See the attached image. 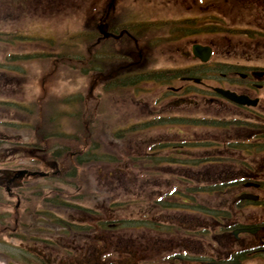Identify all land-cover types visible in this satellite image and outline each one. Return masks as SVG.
<instances>
[{
	"label": "flooded vegetation",
	"instance_id": "flooded-vegetation-1",
	"mask_svg": "<svg viewBox=\"0 0 264 264\" xmlns=\"http://www.w3.org/2000/svg\"><path fill=\"white\" fill-rule=\"evenodd\" d=\"M209 1L189 0L184 15L175 17L173 21L164 17L170 14L161 10V16H152L149 26L152 30L169 28L185 31L189 30V25H195L198 27L195 31H203L205 20L196 15V10L207 7L204 13L214 17L216 0L213 1L212 11L208 10L211 7ZM118 3L117 0H105L102 9L90 7L86 14V23L92 29L85 56L89 99H93L96 106L102 104L104 118L100 122L103 124L107 122L108 111L105 106L108 101L105 103L100 95L116 97L115 102L133 101V106L136 105L138 109L140 93L162 90L159 99L164 103H158L156 97L150 101L148 136H141L137 130V124L140 123L138 113L133 114L132 119L127 118V121H122L113 129L104 131L101 139L92 135L93 131L85 123L89 134L86 140H90L87 147L90 146V149L72 151L71 156L89 157L85 169L89 180L92 175L88 174L91 171L88 161L94 159L95 151L100 148L97 142L101 143L105 148L102 157L108 162L113 160L112 167H106L107 172L110 171L107 173V185L117 195L110 193L108 199L45 200V178L61 173L62 169L56 161L49 162L51 167L47 170L41 168L45 163L41 146L35 147L36 152L29 151L26 154L23 168L26 173L23 177L19 178L17 170L12 168L0 169V187L10 198H15L14 201L0 199V240H18L17 246L23 251L19 262L13 264H264V168L259 171L233 168L219 177L216 174L208 175V180L213 181V184H209L211 188L216 189L221 183L225 189L237 191V199L230 201L228 208L220 214L216 215L215 209L213 213L205 215L200 224L189 225V221L184 222L181 232L178 231V222L171 217L159 218L161 215L157 214L156 201L157 196L175 191L177 193L174 196L185 201L183 211L188 212L187 191L205 188V175L190 178L186 173L199 169H189L187 163L174 165L171 160L174 153L184 159L188 158L189 153L199 154L189 152V143L200 144L205 140L197 131L196 136L189 135L183 115L173 107L198 105L202 99L214 106L244 110L252 117L245 122L261 125L264 138V73L259 74L264 67L249 61L246 65L229 63L224 71L216 70L213 64L212 69L204 72L209 62H200L188 50L182 53L190 59V64L183 62L174 63L173 67L170 66L172 64L161 66L154 55L147 59V64V56L143 59L135 35L126 32L120 25V19L113 18ZM155 5L159 6V3ZM125 37L134 47L127 58L124 50L112 52L109 49ZM150 53L153 54V50ZM113 54L115 56L112 58ZM194 76H199V83L193 80ZM143 84L149 86L143 87ZM213 86L246 95L252 100L257 98L258 103L253 107L239 106L217 93L206 95L205 92H212ZM90 123V126L95 127L93 121ZM124 123L127 124L125 128H131L132 132L124 133ZM136 135L141 142L147 139L148 148H151L147 166L146 162L141 163L140 155L148 151L141 152V149H138L133 165L128 161L125 164V143ZM74 140L78 141L77 138ZM115 146L117 150L114 154ZM246 154L264 159V151L251 150ZM234 155V152L216 151L213 153L216 158L214 164L216 167L224 163L231 164L221 158ZM79 170H75V173ZM42 171H46L44 175L37 174ZM139 179L144 182L141 183L144 188L154 186L156 191L149 190L141 196L137 190L133 198L119 199L120 181L131 180L138 184ZM19 187H22L21 199L19 193L14 191ZM242 193L248 194L246 196L249 199H239ZM163 196L164 199L168 198L166 194ZM0 245L5 243L0 242ZM8 254L0 250V258L5 256L0 260L1 264H12V259L6 258Z\"/></svg>",
	"mask_w": 264,
	"mask_h": 264
},
{
	"label": "rangeland",
	"instance_id": "rangeland-1",
	"mask_svg": "<svg viewBox=\"0 0 264 264\" xmlns=\"http://www.w3.org/2000/svg\"><path fill=\"white\" fill-rule=\"evenodd\" d=\"M0 0V118H3V114L10 115L12 118L17 120L26 119L29 116L26 112H20L19 109L13 105L12 107L3 104L1 101L5 99H12L19 104H25L27 109H33L36 105L35 101L39 96L42 95V102H47V109L51 107L53 110V118L50 119L51 123L49 126L40 129V135L42 133L45 136L44 145L42 147L45 152V159H50V157L56 156L57 148L62 145L63 149H72L74 141L73 136L79 137L80 141L84 140L86 137V128H82L83 133H73L74 129L72 127V121L76 118H80L82 125L85 123L89 125L90 131L93 130V135L101 139L104 135V131H108L119 125L122 121H127V118H132V114H139L141 120H148L149 110L152 99L157 98L158 103H164L159 99L161 91L154 92H143L140 93V105L137 106L131 102H122V100L115 102L116 97L106 98L100 95L101 98L105 99L110 103L106 104V110L108 111L106 124L100 121L104 118L102 115L103 107L100 108L96 106L93 99H88L86 92L88 89L85 75L87 73L88 65L86 64L87 59L85 58L86 46L91 37L88 34V25L86 23V14L88 9L92 6H96L97 9H102L105 4V0ZM214 0H210L209 11H212V4ZM119 2L116 5V9L113 12V18H118L120 20H140L144 23V30H138L135 28V33L139 39V44L142 46L141 53L143 59L146 57L147 64L149 63L147 59L153 57L157 59V63L161 66H166L168 64L171 67L174 63L181 64L187 62L190 64V59L184 57V51H189L192 43L208 44L213 47L212 60L209 63H216V68L219 69L222 63H241L246 65L245 61L249 62L253 59L252 64L264 67V30H261L260 26H264V0H216V15L209 16L205 14V8H199L196 10V15L201 19L205 20V28H211L215 30H210L214 32H193L198 27L195 25H189V30L176 31L167 29H156L152 30L149 28V22L152 20V16L160 13L161 10L170 14L168 17L170 21H173L175 17L184 15L185 6L189 3V0H117ZM159 3V6L155 4ZM21 5V6H20ZM156 9H155V8ZM22 12V13H21ZM211 15V14H210ZM161 16V14H159ZM11 21V22H10ZM124 23H127L125 21ZM199 23V22H197ZM208 23H213L212 25H207ZM19 28L24 30L26 36L30 35L29 38L35 37V41L29 39H20V41H15L17 36L22 35L20 31L11 32L10 34H5L4 31L15 30ZM94 29V28H93ZM222 29V30H219ZM217 30V31H216ZM248 32L249 34L255 35L253 38L247 35L240 34L241 32ZM262 33L261 36L256 35V33ZM38 38V39H37ZM33 39V38H32ZM116 43L114 47L110 46V50L115 52L116 50L126 51L124 43L127 41L126 37ZM54 41L55 45L47 46V44H52ZM74 41L77 43L74 44ZM57 44V45H56ZM58 45L61 47L60 52L57 54L53 53ZM44 46V48L42 47ZM140 47V46H139ZM40 49L42 51H40ZM94 49H98L95 47ZM153 50V54L150 53ZM40 52V53H38ZM31 53H34L31 54ZM126 53V52H125ZM34 56V59L30 62H22L28 59V57ZM73 57L74 59H67L68 57ZM113 54L111 57L113 58ZM56 57L60 61V65H54L51 58ZM77 59V60H75ZM210 67H205L204 72H206ZM226 67H223V70ZM51 69H53L52 74H47ZM221 70V71H223ZM19 74V75H14ZM54 75L48 76L47 82L40 75ZM15 76L11 83H6L5 78ZM206 77V75H204ZM148 87L149 84H143V87ZM163 89V88H162ZM120 97V96H119ZM189 97V96H188ZM200 99V98H199ZM113 100V101H112ZM196 100V98H195ZM198 100V99H197ZM21 101V102H20ZM165 101V100H164ZM199 101V100H198ZM133 102V101H132ZM166 102V101H165ZM73 104V105H72ZM41 105V103H40ZM39 105V106H40ZM75 106L74 113H79L80 117L77 118L72 110ZM69 108V110H66ZM78 108V109H76ZM174 110H178L179 113L183 115V119L188 124V128L191 134L195 131L203 134L206 137H211L214 131L215 124L209 121H216L217 123H222L223 121H238L237 119H249L250 114L244 110H239L231 106H214L209 102L200 99L197 104L182 105L180 107H173ZM260 110V108H258ZM24 114V115H22ZM199 115L200 119L197 120L196 117ZM51 116V117H52ZM84 116V117H83ZM30 117V116H29ZM86 118V120L84 119ZM212 118H216L213 120ZM212 119V120H211ZM93 121L95 127H92L90 122ZM221 121V122H219ZM75 125H78L77 121H73ZM35 124V122H33ZM5 122L0 121V137L5 134L11 135L13 137L11 145L16 147L18 150L30 149L32 145V152H35V147L40 145V142H36V138H31V131L15 128L5 127ZM127 124H123L125 128ZM107 126V127H106ZM127 127V126H126ZM34 129V127H30ZM128 129V128H127ZM124 129V132H132ZM65 132L67 134H65ZM64 133L65 137H60ZM123 133V131H122ZM163 134L161 131L159 132ZM245 132H243L244 134ZM23 135L24 138H20L19 135ZM62 134V135H61ZM220 135V134H219ZM217 135V138L218 136ZM132 143L136 146L139 144L137 135L132 137ZM18 140V141H17ZM28 141L30 143H23V141ZM33 143H36L33 145ZM9 146V142L4 144V141H0V168L8 167L16 170L17 168L25 167V156L22 152L8 155L4 152L5 148ZM135 146L130 144L125 145V155L133 153ZM61 147V146H60ZM68 150V152H69ZM105 149H101L97 156V160L89 161L88 167L91 171L89 180H86L85 169L87 165H78L77 168H81L78 171V175L74 177L76 181L80 182L82 186L70 187L68 183L57 182L55 177L45 178L44 185L46 187L47 181L54 183L57 187L55 193V198L57 200H68V199H108L107 196L111 194H116V192H111L110 186L107 185V170L106 167H112V162H108L102 159V152ZM116 146L113 148L114 154L116 153ZM110 151V150H107ZM207 154V153H206ZM64 160H61L62 163ZM68 161L69 158H68ZM126 164L129 162H127ZM22 162V163H21ZM24 162V163H23ZM84 162V160H82ZM208 163V162H207ZM260 168H264V159L256 158L254 161ZM69 167L70 162H67ZM116 164V162L114 163ZM255 166V165H254ZM205 169L194 167L196 170L193 173L186 172L188 177L196 178L200 175L216 174L219 169L218 167L212 168V166L206 164ZM219 167H222L221 165ZM73 178V179H74ZM129 179V178H128ZM146 179V177H143ZM121 188L119 194L121 196L119 199H131L133 198V193L137 190L140 191V195L143 196L145 193L156 191L152 187H143L144 182H139L134 184L131 180L120 181ZM82 183V184H81ZM85 183L89 186H85ZM140 183V184H139ZM109 186V187H108ZM44 187V188H45ZM22 193L19 189L16 192ZM44 193L48 195L50 191L44 189ZM1 198L10 199L6 194H2ZM199 206L204 207L208 205L214 207L219 203L221 198L214 202V199L210 196H205L203 193H199L198 196ZM14 201V198H13ZM50 201V200H49ZM212 205V206H211ZM132 207L129 208V211ZM160 214L159 217H171L173 221L178 222L180 229H183L184 222L194 220L193 217H200V220L196 221L198 224L201 221V215L184 212L163 209L157 211ZM183 225H182V224ZM191 224V222L189 223ZM181 232V231H180ZM0 242L5 243V245H0V250H5L10 254L19 255L23 254L18 248V240L3 239ZM17 257V256H16ZM1 264V263H0Z\"/></svg>",
	"mask_w": 264,
	"mask_h": 264
},
{
	"label": "trees",
	"instance_id": "trees-1",
	"mask_svg": "<svg viewBox=\"0 0 264 264\" xmlns=\"http://www.w3.org/2000/svg\"><path fill=\"white\" fill-rule=\"evenodd\" d=\"M217 31V30H216ZM248 32L249 31H247L246 30V32L244 31V32H241V31H239V33L240 34H244V35H247L248 37H250V38H253L255 35H252V34H249L248 35ZM256 35H259V36H261L262 35V33H260V32H258V33H256ZM42 96H40L39 97V100H37V101H35V105H36V107L37 108H42V105H44V102H42L43 100H42V98H41ZM40 103H41V105H40ZM14 105V104H13ZM40 105V106H39ZM39 106V107H38ZM18 109H19V111L20 112H22L21 111V107H19V106H16ZM12 109H14V107H12ZM25 110V109H24ZM38 110H39V112H38ZM35 109L34 111H31V114H30V118H29V120H31L32 122H35V124L37 125V123L41 120V119H43V121L45 122V125H44V127H47V124H48V126H49V123H51V121H50V119L51 118H53V116L52 115H50V114H53V110L52 109H49V110H47V111H43L42 109ZM52 116V117H51ZM84 117V116H83ZM79 118V117H78ZM85 120H86V118H84ZM78 120H81L80 118L78 119ZM220 125L222 126L223 124L222 123H220ZM226 125L227 124H225L224 126H222V127H225L226 128ZM258 134H259V132L257 131V129H254ZM63 134V135H62ZM61 135L62 136H60V137H63V136H65L64 135V133H62ZM65 134H67L66 132H65ZM37 136H39L40 138H42V137H44V139H45V136H44V134L42 133V135H40V131H39V133H37L36 134ZM226 143V142H225ZM225 143L223 144V142H222V144H218L219 146H218V148L216 149H211L212 147H206V146H203L202 148H201V146H200V148H198V149H193V150H191V148L192 147H195V146H197V145H193V143H189V148H190V150H189V152H194V151H199L200 153H202V156H193V154H191V153H189V156H188V158L187 159H184L183 157H181V156H178V154H173V159H171L172 161H173V163H176L177 165H181V163H187L188 165H190V167L191 166H196V167H199V166H202L203 164H205V163H207V162H209V161H212V160H209V159H213V155H207L206 153H211V152H216V151H219V152H224V151H227V146H228V144L227 145H225ZM43 144H45L44 142H43ZM45 146V145H44ZM61 146V147H60ZM60 146L57 148V149H63L62 148V145L60 144ZM244 149H245V147H244ZM150 151H151V148H148V153H145L144 154V156H142V159H141V163H145V160H147V157H149V153H150ZM212 154V153H211ZM224 159H226V157H224V158H221V160H224ZM228 159H232V161H242V158L241 157H234V158H228ZM66 168H67V166H66ZM65 181V179L62 181V182H64ZM51 190H52V194H50V195H48V196H45L44 197V199L45 200H53V201H56V198H55V194H54V190L51 188ZM56 191V190H55ZM189 193H191L190 191H188ZM204 194L207 196V195H212V194H216V199H220L221 198V201L219 202L220 204L221 203H225L227 200H229V199H234V196H232V192H230V191H223V190H216V191H214V190H212V191H204ZM168 197H172V198H167V201L168 202H171L172 204H173V199H177V197H175L174 195H175V192L174 193H167L166 194ZM189 198H190V200H191V195H189ZM229 198V199H228ZM170 199V200H169ZM177 202H178V204H180V199L178 198L177 199ZM177 202H175V203H177ZM174 205V204H173ZM193 206L194 207H198V208H201V209H204V210H208V209H210V207H208V206H204V207H201V206H198V202L197 201H195L194 202V204H193Z\"/></svg>",
	"mask_w": 264,
	"mask_h": 264
},
{
	"label": "water",
	"instance_id": "water-1",
	"mask_svg": "<svg viewBox=\"0 0 264 264\" xmlns=\"http://www.w3.org/2000/svg\"><path fill=\"white\" fill-rule=\"evenodd\" d=\"M192 52L195 56L199 57L202 61H207L210 57L211 48L208 46H201L198 44H194L192 46ZM216 91L220 92L224 97L238 103V104H249L250 102L254 104L256 101H248L246 97L236 95L227 90H223L221 88H215ZM23 172V171H21Z\"/></svg>",
	"mask_w": 264,
	"mask_h": 264
}]
</instances>
